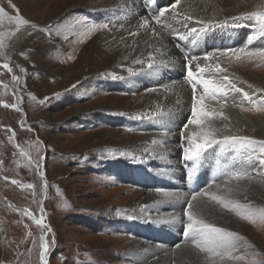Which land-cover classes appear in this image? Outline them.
Wrapping results in <instances>:
<instances>
[{"label":"rangeland","instance_id":"374dc122","mask_svg":"<svg viewBox=\"0 0 264 264\" xmlns=\"http://www.w3.org/2000/svg\"><path fill=\"white\" fill-rule=\"evenodd\" d=\"M52 1L0 0V8L4 10L0 14V264H135L124 250L130 246L129 243L133 245L135 240L144 239L150 240V248L152 245L156 247L154 251L161 244L163 255L180 245H193L196 248L192 239L184 236V232L181 234L182 243L173 239L164 243L156 236L163 222L173 224L179 221L184 231L187 223L185 211L191 197L179 200L165 198L160 194L161 190L173 193H178L179 190L178 185L167 183L168 178H173L172 171L158 165L170 155L155 154V159L162 160L154 165L156 168L151 164L149 167L159 168L158 171L138 169L133 164L126 170H121L120 167L122 159L146 163L145 154L148 150L138 146L137 150L130 151L128 146L122 145L125 141L121 140L127 141L128 135L134 136L135 140H143L146 133L141 130L142 125L149 123L150 118H155V112L140 113L141 102L131 107L123 105L120 110L109 108L111 105L106 106L108 102L104 104L106 108L98 107L109 96H113L110 103L121 105L124 102L120 101L121 98L148 94L151 88L146 85L138 88V83L143 81L126 78L130 75L126 68L133 69L134 72L141 68L135 69L136 67L126 62L118 64L119 66L107 62L109 65L105 70L92 74L91 67L104 65V61L108 59L106 56L112 53V50L99 49L102 53H107L98 58L96 52L99 50L94 49L96 44H90L99 32L109 28L108 22L103 20L102 15H91L87 6L69 9L66 17L62 11L56 10L66 0ZM77 2L68 0L67 4L71 5L68 8ZM101 2L95 5L101 6L105 1ZM161 2L164 6L167 0H152L147 7V14L155 17L153 15L161 8ZM52 4L55 5L48 7ZM222 12V15L215 17V21L227 29L225 35L230 36L229 40L221 35H213L211 39L204 36L207 42L203 37H190L192 27L179 25L170 28V23H166L165 19L157 24L158 29L171 40L176 51L184 58L186 70L188 58L211 49L228 46L227 50H232L239 47L244 41L243 35L238 32L240 29L243 28L244 32L246 29L250 30L252 35L264 30V20L260 18L264 17V0H244L237 13ZM68 23L74 24V28L69 29ZM167 27L169 28L165 31ZM182 36L188 38L181 39ZM255 38L260 41L264 35L258 34ZM88 44L90 45L85 49ZM243 49V53H229V62L232 65L243 64L244 73L254 71L252 74L263 79L264 55H260V52L264 51V42L245 46ZM83 51L91 54L93 64L80 59ZM249 52L254 55L248 56L246 53ZM145 62L147 61L138 64ZM73 65L83 71V76H87L79 82H76L77 79L67 81L69 86L64 91L68 93L63 94L62 87L58 88L57 85L65 82V72ZM131 78L140 77L133 75ZM184 78L185 76L182 77ZM90 80L96 84L90 85ZM99 83H102L103 89ZM146 84L150 85L149 82ZM249 84L260 94L253 95L245 90L250 99L241 105L242 112L256 118L264 116V89L256 82L249 81ZM50 97L52 99L45 101V98ZM73 108L88 110L73 114ZM127 121L136 130L126 126H122V129L121 125ZM187 127L184 132L188 136L193 129L196 131L194 125ZM153 133L159 135L154 130ZM159 137L165 138L163 135ZM152 144L153 142L149 145L157 151L158 146ZM237 148L235 146V150ZM236 151L239 155L242 153V149ZM216 152L210 150L204 154L206 165L215 166L219 156ZM181 160L182 157L176 161L182 168L186 162L181 163ZM154 162L155 160H151V163ZM130 169L132 173L128 171ZM197 169L201 170L202 166L198 164ZM142 178L152 179L153 186L159 183L162 187L156 188L159 190L155 194L157 197L151 200L154 209L149 205L145 207L143 199H147L152 190L139 184ZM261 179L264 181V176ZM223 186H226L225 182L214 180L210 187H204L201 191L211 193L215 189H223ZM185 188L190 194L196 193L189 187ZM201 197L209 198L200 196L197 199ZM234 202L242 206L238 219L242 217L241 221L249 226L245 230L249 233L250 228L256 229L251 231L253 238L249 241V238L246 239V242L240 234L235 240V250H226L223 256H213L196 249L211 262L214 258H230L238 264H257L258 261L252 259V251H246L247 243L256 249V254L263 256L261 264H264V208H253L247 200H240V203L235 199ZM28 212L41 220V224L38 225L32 216L27 215ZM245 212L247 213L244 214ZM125 214L141 217L146 222L144 224L133 220L134 224H140L141 231L127 217L122 216ZM179 215H182L180 219H173ZM45 243L48 245V255L42 260L41 253ZM171 264L176 262L172 261Z\"/></svg>","mask_w":264,"mask_h":264},{"label":"bare ground","instance_id":"6f19581e","mask_svg":"<svg viewBox=\"0 0 264 264\" xmlns=\"http://www.w3.org/2000/svg\"><path fill=\"white\" fill-rule=\"evenodd\" d=\"M77 1L82 3L80 4L77 2V4L75 3L76 5L74 4V6L68 8L71 5H68L67 4L68 0H66L64 4L56 10L62 11L64 16L67 17L66 14L69 9L76 6L77 7L87 6L88 9H90L91 11V13L89 12L91 15L94 14L97 17L99 15H102L103 20H106V22H108L109 25V28H106V30L101 31L99 33L97 32L98 34L94 37V39H92L91 42L89 41L90 44L91 43L96 44L94 45L95 50H99V49L112 50L111 55L106 56L108 57V59L104 61V65L97 64L95 65V67H91L93 71L91 73L94 74L103 71V69L105 70L109 65L107 64V62L114 63L116 65L121 63L123 64L126 62V64L129 63V65L132 64V66L136 67L135 69L141 68L138 72H134L133 69L131 70L128 69L130 70L128 71L126 68V72L130 74L126 78L127 79L129 78L131 80L143 81V83L141 82V84L138 83V88L143 87V85H146L148 88H151L148 94H143V95L137 94L135 96H128L126 98H121L120 101H124L121 105L119 103L116 104L110 103V100L113 99V96H109L103 101V104H101L102 103L101 101L100 105L98 106L99 108L100 107L106 108V106L111 105V107L109 108L120 110L121 109L120 107L123 105H126L127 107H131L133 104H138V102H141L142 104L139 105L140 113L141 111H146V113L149 114H151L152 111L155 112V118H150L149 123L146 122L144 125H142L143 128H141V130H144V132L146 133V135L143 137V140L140 138H138V140L137 139L135 140L134 136L132 135L127 136L128 137L127 141L124 139L121 140L122 142L125 141L124 143H122V145L128 146L127 149L130 151L137 150L138 146H140V148L142 147L145 151L148 150L147 153L145 154L146 163L143 164L138 161H129L127 159H122L120 160L121 170L122 169L126 170L132 164L134 166H137L136 168L138 169H151L149 167V164H151L153 168H156V166L154 167V165H156L158 161H161L162 158L155 159V154L160 153L163 154V156H165V154L170 155L165 160H162L163 162L162 164H158V165L161 167H168L172 171L173 178H168L167 183L168 185L179 186L178 194L180 196V199H187L191 197L192 194H190L185 188V184H184L185 179L182 173L181 164L178 161H176L177 159L182 157V150L188 145V141L184 138V134H185L184 130L189 127V126L185 127V125L187 120L190 118L193 95H194L191 84L189 83L186 76V72L189 67L194 73L197 74V76H199L198 66L200 68H204L205 69V72L203 74L204 78L213 79L217 83H220L222 81V77L225 75L228 76L231 81L230 85L227 84V82H224V87L226 91L225 96H218L216 100H212L207 97L205 98L206 109H214L218 112L222 111L224 114V118H214L212 121L214 128L223 129V131L218 133V138L222 135L229 134V135L247 136L256 141H264V116H258V118H256L249 115H245L242 112L243 109L241 107V105L248 100L243 96V92H245V90L250 91L251 93H253V95L260 94L259 91L255 90L256 88L254 89L250 86L249 81L256 82L257 85L260 84L263 87L262 89H264V78L261 79L259 75L252 74L254 71L252 72L249 71L250 73L248 72L244 73L245 71L243 68L244 66L243 64L232 65L229 62L227 56L231 54V51H228V54L223 57H217L214 59L204 58L206 54L209 52L226 51L227 49L225 47L223 49H217V50L211 49V51H205L203 53L196 55L195 57L188 58L189 61L187 63V70H186V68L183 65L184 58L176 51L173 43L171 44L170 42L171 40L162 31L158 29V25H157L160 24V22H162L163 19H165L166 23H170L169 26L170 28H175L178 27L179 25L182 27V25H184L186 27H192V28L195 27L199 30V28L203 26V24L200 23L201 21L204 22V24L219 25V22L215 21V17L218 15H222L221 13H223L222 12L223 10L232 12V14L237 13L241 4L244 3V0H179V4L176 5L175 9H173L171 6L176 3V0H167V3L162 8H160L159 11L156 13L157 15L156 14L153 15L155 17H152L151 15L147 14L148 13L147 7L150 6L149 4L151 3L152 0L151 1L150 0H88V1L77 0ZM101 1H105L103 2L104 3L103 5L101 6L95 5L96 3ZM53 5L55 4H52L48 7H52ZM165 8H167L168 11L165 12L163 16H161L160 12ZM189 17L191 19H187ZM120 20L126 22L127 25L121 22ZM145 21L147 23H145ZM169 27H167L165 31H167ZM73 28H74V24L73 25L69 24V29H73ZM263 31L264 30L262 29L258 34L264 35ZM238 32L243 35L244 41L239 45V47H235L233 49L237 50L240 48H245V46L249 47L251 45H257V43L259 42H264V38L258 41L255 38V36L258 34L254 33V35H252V32L250 30L246 29L244 32V29L242 28ZM225 33H227V29L225 27L220 26L207 32L202 37L207 36L208 39H211L213 35H221V36H225V39H227L228 34L225 35ZM190 37H196V36L194 34H191ZM90 44H88L85 47V49ZM53 46H55V43L53 44ZM83 52L80 53L81 55L80 59H83L85 63L87 62V64L88 63L93 64L90 60L91 54L87 52L84 53ZM103 53H107V52H103ZM103 53L100 50L96 52L98 58H101ZM156 57H160V58L156 59ZM234 60L238 61L237 58H235ZM142 61H147V62L139 65L138 62H142ZM217 63L220 64L222 70L226 69V71H222L221 73H216L214 71V65ZM149 64L152 65L151 68L149 67ZM74 65L68 68L67 72H65L67 76L65 82H63V84L59 83L57 85L58 88L62 87L61 89L63 90L61 91V93L63 94L68 93L64 91V88L69 86L68 84L69 81L77 79L76 82H79L81 79L87 76V75L83 76V71L80 68H76ZM209 69L212 70L210 71ZM120 73L122 72L120 71ZM133 75H138L140 78L132 79L131 77ZM183 76H185L184 79H182ZM78 78L80 79L78 80ZM88 82L90 85L94 83L91 82V80ZM146 82H149L150 85L146 84ZM95 84L96 83H94L93 85ZM124 85L129 89L127 84ZM99 86L102 87L103 86L102 83H99ZM84 88L85 87H83V89ZM120 91L125 92L122 90ZM202 92H203L202 86L198 85L196 95L199 96ZM262 100H264V98ZM105 102H108L106 106L104 105ZM86 110L88 109L73 108L72 113L79 114L85 112ZM224 125H227L228 127L225 129ZM122 126H126V128H130L133 131L136 130L135 126L130 121L124 122L121 125V128ZM194 128L196 129V131H199V128L197 126L194 125ZM153 130L156 131V133L159 135L156 136L153 133ZM108 131L113 132L114 130H108ZM160 135H163L165 138L163 139L162 137H159ZM115 137L116 136H114L113 139H115ZM152 142H153L152 145L158 146L159 149H157V151L153 150V148H151V146L149 145ZM85 145L86 144H84V146ZM221 147H222L221 145H216L214 146L213 149H210L217 151L216 153L225 160L224 170L225 172H227V174L226 175L224 174L221 179H218L219 182L220 181L225 182L226 186H223L224 187L223 189L221 188L218 190L215 189V193L224 196L226 201L231 200L234 202L235 199H237L240 202V200H247L250 201L249 204L253 208L255 206H261L264 208V181L261 179V176H264V163H262V161H264V146H262L261 144H254L247 146L242 149V153L240 155L239 152L236 151L237 149L235 150V146H226V147L223 146L224 147L223 152L221 151ZM106 159L109 160V158ZM151 160H155V162L151 163ZM97 161H99V158L97 159ZM184 162L186 161L182 159L181 163ZM158 169H151V170L153 172V171H158ZM128 171L130 172L132 171V169ZM234 172H246L248 173V176L241 180L233 181L230 177ZM129 179L133 180L132 178ZM139 184H143L145 187L150 188L152 190V192L149 194L147 199H143L144 198L143 196L142 199L145 202V207L149 205L150 208L154 209L151 200H154L155 197H157L155 196V194L159 190H157L156 188L157 187L162 188L161 185L159 183H156L153 186L152 179H146V178H142ZM210 191H212V189ZM193 204L195 205L193 211L197 214L199 218L205 220L206 222L215 225H220V227H223L231 232H235L237 233L238 238L241 234L242 238L246 242H247L246 239L249 238L248 239L249 241L253 238L251 231L256 229H254V227L250 228V231L248 233V231L245 229H247L249 226L243 223L244 222L243 220H242L243 222L241 221L242 217L238 219V217L241 215L239 213L241 209L236 211L233 210L231 206L226 209L222 205L212 201L210 197L209 198L201 197L197 199ZM246 213L247 212H245L244 214ZM122 216L127 217L138 231H141L140 224L139 225L134 224L133 220H138L139 223L144 222V224H146V222L143 221L141 217H133L127 214ZM181 217L182 215H179V219ZM248 217L250 218V216ZM178 222H175L173 224H168L166 222H163L159 227L160 231L156 234L158 239L164 243L169 242V240L171 239L181 242L183 239L181 234L184 232V229H181ZM133 230L137 232V230L135 229ZM128 240L129 239H127V241ZM144 241L135 240L133 245L129 243L130 246H128L124 250L126 256L128 258H131L134 262H136L135 264H143L144 262H147L146 264H171L172 261H175L176 264H238L233 262L232 261L233 259L230 258H227V260L214 258L211 262V260L207 259V257L204 256V254H202L199 250L193 248L192 247L193 245L192 246L180 245L174 251H171L166 255H163L161 254L163 252L160 249L161 244H159V247L157 246L158 250L154 251L156 250V247H152L153 246L152 245L150 248V245L148 244L150 240H146L145 242ZM245 245L247 246L246 251L249 250L252 251L253 253L252 259L258 261L257 264H261V260L263 256H260L258 253L256 254V249H254V247L251 246L250 244L246 243ZM254 254H256V256H254Z\"/></svg>","mask_w":264,"mask_h":264},{"label":"snow or ice","instance_id":"6c2138e0","mask_svg":"<svg viewBox=\"0 0 264 264\" xmlns=\"http://www.w3.org/2000/svg\"><path fill=\"white\" fill-rule=\"evenodd\" d=\"M177 4H179V0H176V3L171 7L175 9ZM167 11V8L163 9L160 12V15L163 16ZM3 12L4 10L0 8V14H3ZM260 18L264 20V17ZM187 19L191 18L189 17ZM145 23L147 22L145 21ZM200 23L203 24V26L200 27L199 30L194 27L190 32V34H194L197 38L202 37L207 32L221 26L217 24H204L202 21ZM187 38V36L181 37V39ZM228 51L236 54L238 52L243 53L245 50L241 48L239 50L232 49L226 51H213L207 53L204 58L214 59L217 57H223L228 54ZM246 54L248 56L254 55V53L251 52ZM260 55H264V51H261ZM237 58H239L238 55ZM5 67H7V65H5ZM149 67L151 68L152 65L149 64ZM209 70L211 71L212 69ZM198 71L199 76H197V74L194 73L190 67L186 72L187 79L191 84L194 95L190 118L187 120L185 127H187V125H195L199 128V131H193L190 136L185 134L184 138L188 141V145L182 150V159L184 161H191L195 164L196 162L200 161L201 157H203L208 150L213 149L216 145L222 146V152L224 151L223 146H238L237 150L254 144H261L264 146V141H256L247 136L225 134L218 138V133L223 131V129L214 128L212 121L214 118H224V114L222 111L218 112L214 109H206L205 98L207 97L209 99L216 100L218 96H225L226 91L224 82H227V84L230 85L231 81L229 77L225 75L222 77V81L217 83L213 79L204 78V68H200L198 66ZM214 71L216 73H221L222 71H226V69L222 70L220 64L217 63L214 65ZM198 85H201L203 88V92L199 96L196 95ZM58 95L59 94H57V96ZM243 95L245 98L250 99L247 92H245ZM48 99H52V97L45 98V101ZM227 127V125H224L225 129ZM262 163H264V161H262ZM247 176L248 173L246 172H234L230 178L241 180ZM13 183H16V181H13ZM29 187H31V185H29ZM160 194L165 198L180 199L178 193L161 190ZM200 196H209L212 201L222 205L226 209L231 206L233 210H239L241 205L231 200L226 201L224 196L218 195L215 192L210 193L208 191H199L192 194L190 201L186 205L185 217L187 223L185 225L184 236L190 237L196 248H198L201 252L206 254L211 253L213 256H223L226 250H234L235 240L238 238L237 233L231 232L222 227H218L215 224L208 223L203 219H198L197 214L193 211L195 205L192 203V201H196ZM27 215L32 216V213L28 212ZM32 218L38 225L41 224V220L36 219L35 216H32ZM173 219H179V217H174ZM43 248L44 250L41 253L42 260L48 255V245L45 243Z\"/></svg>","mask_w":264,"mask_h":264}]
</instances>
